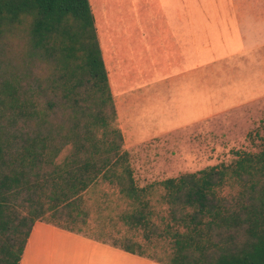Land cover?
I'll return each instance as SVG.
<instances>
[{
    "label": "trees",
    "instance_id": "1",
    "mask_svg": "<svg viewBox=\"0 0 264 264\" xmlns=\"http://www.w3.org/2000/svg\"><path fill=\"white\" fill-rule=\"evenodd\" d=\"M20 29L27 30L31 58L47 68L45 80L30 88L49 92L46 106L62 120L41 114L34 91L0 59V117L9 108L22 122L11 136L0 126V264L19 263L36 220L81 232L75 222L86 215L82 197L98 180L135 205L121 217L126 224L146 230V240L154 233L169 238L172 250L164 261L146 255L138 241L102 242L163 264H264V146L157 182L167 205L159 229L146 199L155 183L137 185L124 148L89 1L0 0V50ZM20 189L31 193L25 215L13 208Z\"/></svg>",
    "mask_w": 264,
    "mask_h": 264
},
{
    "label": "crops",
    "instance_id": "2",
    "mask_svg": "<svg viewBox=\"0 0 264 264\" xmlns=\"http://www.w3.org/2000/svg\"><path fill=\"white\" fill-rule=\"evenodd\" d=\"M88 1L130 156L264 100V0L199 12L182 0ZM101 240L36 220L18 264H163Z\"/></svg>",
    "mask_w": 264,
    "mask_h": 264
},
{
    "label": "rangeland",
    "instance_id": "3",
    "mask_svg": "<svg viewBox=\"0 0 264 264\" xmlns=\"http://www.w3.org/2000/svg\"><path fill=\"white\" fill-rule=\"evenodd\" d=\"M189 1L191 7H195L198 12L219 11L238 3L236 0H182V8L188 7ZM203 19L205 18L198 17V22ZM0 59L3 67L7 68L8 74L20 75L24 88L30 89L29 92L34 91L33 98L41 114L53 123L61 122V111L56 110V113H53L46 106L47 95L49 96L50 93H37L35 88H30L36 84L37 79L41 82L45 80L47 68L31 58L26 29L17 30L4 41L0 50ZM2 111L0 126L10 136L17 133L22 125L21 120L12 109H2ZM263 122L264 100L195 128L179 130L157 139L150 146L146 156L144 154L139 155L138 158L130 156L137 185L155 183L146 195L153 211L152 222L159 229L162 228V219L167 212V205L163 200L164 189L157 182L207 166L229 164L236 158L235 151H259L264 146ZM68 151L69 147H65L55 161H62ZM229 191L233 189L225 190L226 193ZM29 195H31L30 191L20 189L13 199V208L19 215L27 213L29 203L26 197ZM41 200L46 206L47 198L42 196ZM134 206L129 199L119 193L117 187L98 180L83 194L81 207L86 211V215L78 217L75 224L80 231L99 238L138 241L143 244L146 255L167 261L172 250L169 238L159 237L154 233L148 241L144 238L146 230L142 227L129 226L121 219L122 215L131 212Z\"/></svg>",
    "mask_w": 264,
    "mask_h": 264
}]
</instances>
